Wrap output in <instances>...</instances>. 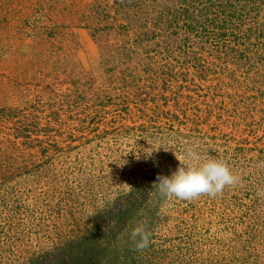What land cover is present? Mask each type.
I'll use <instances>...</instances> for the list:
<instances>
[{
    "label": "rangeland",
    "instance_id": "rangeland-1",
    "mask_svg": "<svg viewBox=\"0 0 264 264\" xmlns=\"http://www.w3.org/2000/svg\"><path fill=\"white\" fill-rule=\"evenodd\" d=\"M186 147L237 183L162 196ZM84 252L264 264V0H0V264Z\"/></svg>",
    "mask_w": 264,
    "mask_h": 264
},
{
    "label": "clouds",
    "instance_id": "clouds-1",
    "mask_svg": "<svg viewBox=\"0 0 264 264\" xmlns=\"http://www.w3.org/2000/svg\"><path fill=\"white\" fill-rule=\"evenodd\" d=\"M175 147L170 144L165 148ZM182 163L170 176H159L156 186L162 196H174L191 201L202 194L215 197L226 186L235 185L237 177L228 165L218 159L207 158L194 147H186ZM89 215H92L90 213ZM151 233L143 223L135 224L130 230V239L137 250L149 246Z\"/></svg>",
    "mask_w": 264,
    "mask_h": 264
},
{
    "label": "trees",
    "instance_id": "trees-1",
    "mask_svg": "<svg viewBox=\"0 0 264 264\" xmlns=\"http://www.w3.org/2000/svg\"><path fill=\"white\" fill-rule=\"evenodd\" d=\"M96 226V225H95ZM95 233L94 235L91 237V242L95 244ZM95 239V240H94ZM86 252V250H85ZM84 252V253H85ZM87 260H84L86 259ZM112 261V260H111ZM73 262H76L77 264H92V261L90 260V252L89 253H85V254H78L77 257H73ZM112 262L108 263V264H111ZM94 264V263H93ZM96 264V263H95Z\"/></svg>",
    "mask_w": 264,
    "mask_h": 264
}]
</instances>
